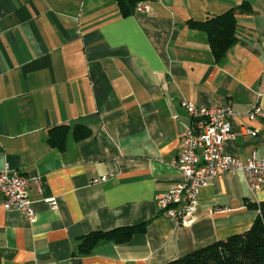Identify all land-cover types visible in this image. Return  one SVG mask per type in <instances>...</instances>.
<instances>
[{"label": "crops", "instance_id": "0c3cea01", "mask_svg": "<svg viewBox=\"0 0 264 264\" xmlns=\"http://www.w3.org/2000/svg\"><path fill=\"white\" fill-rule=\"evenodd\" d=\"M144 2L149 11L123 16L114 0H0V171L42 178L28 190L34 223L0 208V264H169L256 219L264 189L241 173L209 179L189 227L156 198L182 181L175 161L195 125L182 100L264 107V0ZM230 8L237 39L217 61L189 24ZM230 123L239 134L224 152L261 157L264 117ZM61 125L62 149L50 141ZM96 231L113 235L81 252Z\"/></svg>", "mask_w": 264, "mask_h": 264}, {"label": "built area", "instance_id": "2783aa9c", "mask_svg": "<svg viewBox=\"0 0 264 264\" xmlns=\"http://www.w3.org/2000/svg\"><path fill=\"white\" fill-rule=\"evenodd\" d=\"M149 9L146 2H140L135 7L136 12H147ZM181 104L195 121L194 126L185 130L182 151L175 161L182 181L166 193L158 195L156 203L164 215L189 227L197 221L200 191L210 178L222 173H241L246 177L251 190L264 189V154L261 157L254 154L244 162L224 152V143L235 140L239 134L232 129L230 119L242 115L250 120L263 118L264 107L256 102L250 110L240 113L229 105L206 107L188 100H182ZM242 132L255 136L259 130L244 125ZM106 179L107 176H103L95 181ZM41 180V176H27L8 166L1 170L0 208L18 210L29 222L34 223L36 212L28 190L32 185L40 188ZM48 201L52 206H57L55 198Z\"/></svg>", "mask_w": 264, "mask_h": 264}, {"label": "trees", "instance_id": "16d2710c", "mask_svg": "<svg viewBox=\"0 0 264 264\" xmlns=\"http://www.w3.org/2000/svg\"><path fill=\"white\" fill-rule=\"evenodd\" d=\"M114 1L117 2L122 15L129 16L136 12L137 4L146 0ZM189 25L207 33L212 53L217 61L222 60L236 43L237 22L233 8L205 20H192ZM68 130L67 125L52 128L51 143L61 149L64 148ZM252 207L258 209V214L248 230L213 242L169 264H264V201L258 205L253 204ZM122 231L130 238L136 227H126ZM112 235L113 232H92L82 238L79 248L81 252L89 253L100 240L110 239Z\"/></svg>", "mask_w": 264, "mask_h": 264}]
</instances>
